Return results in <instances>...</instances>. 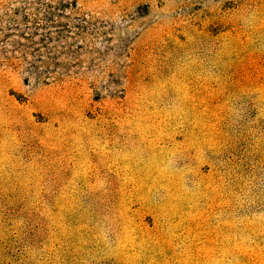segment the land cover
Masks as SVG:
<instances>
[{"label":"rangeland","instance_id":"1","mask_svg":"<svg viewBox=\"0 0 264 264\" xmlns=\"http://www.w3.org/2000/svg\"><path fill=\"white\" fill-rule=\"evenodd\" d=\"M59 1L0 0V264H264V0Z\"/></svg>","mask_w":264,"mask_h":264},{"label":"trees","instance_id":"2","mask_svg":"<svg viewBox=\"0 0 264 264\" xmlns=\"http://www.w3.org/2000/svg\"><path fill=\"white\" fill-rule=\"evenodd\" d=\"M47 8L52 10V15H54L55 10H74L77 8V4L74 1L61 0L58 3H47ZM39 8V7H38ZM30 74L33 75L37 80L43 81L45 83L58 82L62 80L64 72L59 71L58 69L51 67V65H38L32 63L26 65Z\"/></svg>","mask_w":264,"mask_h":264}]
</instances>
